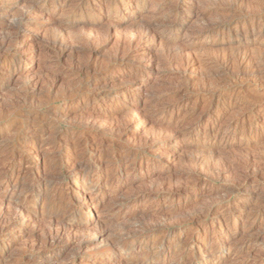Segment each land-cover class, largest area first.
<instances>
[{
    "label": "rangeland",
    "instance_id": "obj_1",
    "mask_svg": "<svg viewBox=\"0 0 264 264\" xmlns=\"http://www.w3.org/2000/svg\"><path fill=\"white\" fill-rule=\"evenodd\" d=\"M104 1L0 0V43L40 9L0 51V264H264L261 24L194 36L212 16L180 27L184 13L146 53L129 43L138 23L104 20L115 13ZM92 4L97 15L74 8ZM40 177L60 183L31 194ZM20 216L27 225L9 227ZM63 227V241H43Z\"/></svg>",
    "mask_w": 264,
    "mask_h": 264
},
{
    "label": "bare ground",
    "instance_id": "obj_2",
    "mask_svg": "<svg viewBox=\"0 0 264 264\" xmlns=\"http://www.w3.org/2000/svg\"><path fill=\"white\" fill-rule=\"evenodd\" d=\"M81 1V0H80ZM96 1V0H95ZM93 0V2H95ZM104 2H107L108 4L113 5L115 7V13L114 15H106L103 19H113L116 22H119V24H127L126 17L130 14L132 16L131 18V24L138 23V29L135 33H132L130 36L131 41L130 44H133L134 41L139 40L143 43L144 47L146 48L145 52L150 53L151 50L154 51L156 45L158 43H162L163 36L166 33H173L175 31V28L178 27V22H180V17L182 14H192L191 16L188 15L184 18H182V23L180 27L183 26L184 23L188 22V19L194 18L199 19V17L207 18L211 17V20L204 21V23L196 28L193 32L194 36H202L206 35V37H211L215 33H218L220 31H223L225 27L232 24H239V23H258L261 24L260 31L261 33L264 30V0H259L257 9L255 11L253 10H247L244 9L240 5V2L237 0V2H230L227 0H212V4L209 5V7L204 8L202 11L198 10L195 12H192L191 9H186V3H184L182 0H137L136 5H134L133 9L130 8L131 3L133 0H105ZM102 1L100 2V4ZM172 3V9H169L166 11V13L163 15L161 14L162 11ZM147 5H150L152 7H156V11L152 16H150L147 20H144V12ZM56 7V6H55ZM125 7L127 10L124 12H121V16L123 15V18H118V13L120 12L119 9ZM75 11H81L86 14H94L97 15V11L94 9V4L91 6H83V5H74ZM110 9V7H109ZM118 9V10H117ZM1 10V8H0ZM40 10L38 5L32 4L29 7V10L26 11L23 15H21L20 19L18 20H11L5 28L7 30V36L3 39V41L0 43V51L6 46V44H9L10 41H12V38L17 36L20 32H22L24 29H26L30 25V16L35 13L36 11ZM126 13V14H125ZM189 23H192L190 21ZM130 24V23H129ZM76 25V24H75ZM187 28V25L185 26V29ZM189 29V28H188ZM229 30V29H228ZM227 34H231V31L229 30ZM133 47V46H131ZM143 47V48H144ZM141 50L140 48L136 51ZM135 51V52H136ZM135 52H132L130 54H126V57L123 58V63H128L130 61V57H133L135 55ZM153 53V52H152ZM230 63V62H229ZM227 62L224 66H219V70L226 71L227 68L230 66ZM139 119L140 117H136ZM141 121V120H140ZM141 123V122H140ZM40 148L43 146V141H38L37 143ZM70 145V142L62 144H54L53 148L57 151H62L64 149V146ZM20 148V147H19ZM21 149V148H20ZM71 154L73 152L71 151ZM20 154H16L15 157H19ZM52 167H55L58 163L57 157H54V159L51 160ZM42 165L40 162H34V164H29L28 169L29 171H32L31 169H39ZM87 168V167H86ZM38 179V178H37ZM257 180L264 181V175L262 172H259L256 175ZM30 182V181H29ZM28 182V183H29ZM60 183V179L53 177L49 180H45L42 177H40L38 180H35L31 182L30 185L31 188H34L31 190V194L34 193L36 188H41L43 185L50 186L53 184ZM23 191V190H22ZM25 191V190H24ZM27 191V190H26ZM30 193V191H28ZM59 204L62 202L61 200L58 201ZM16 204H19L18 201H16ZM94 205V204H93ZM15 210L21 214L25 212V210L22 208V206L15 207ZM5 218L3 214H0V221ZM28 221H30L32 218H29V216L26 217ZM53 221H56L54 218ZM28 222L23 219V216L20 217H14L10 220L8 223L9 227H23L27 225ZM69 236V230L66 228H61L60 231H58L56 234H49L44 238V242L46 241V244L52 245V244H58L61 241H63L66 237ZM4 243V242H3ZM37 243L33 250H38ZM45 244V245H46ZM114 244H112L109 249L112 251L114 249Z\"/></svg>",
    "mask_w": 264,
    "mask_h": 264
}]
</instances>
